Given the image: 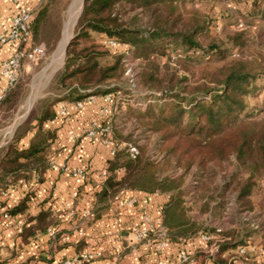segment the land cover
<instances>
[{
  "label": "trees",
  "instance_id": "obj_1",
  "mask_svg": "<svg viewBox=\"0 0 264 264\" xmlns=\"http://www.w3.org/2000/svg\"><path fill=\"white\" fill-rule=\"evenodd\" d=\"M70 1H40L29 22L30 41L23 46L25 50L42 44L46 54L55 48L63 26L62 13ZM180 1L83 0L65 47L63 64L53 77L59 93L38 99L12 138L0 147V193H7L10 186L19 184V179L25 182L46 168L45 153L54 134L45 129L44 123L59 115L56 104L60 101L75 102L88 93H112L114 99L109 105L113 109L116 103L113 110L129 106L123 95L125 89L120 85L125 73L122 54L98 42L97 35H104L117 42V46L134 48L141 59L133 81L155 93L135 116L141 121L143 132L158 135L160 156L152 159L147 143L137 145L139 152L135 158L124 150L111 154L106 161L107 176L94 193L92 217H100L109 202L125 189L167 193L162 222L168 230V238L175 240L198 232L207 233L211 236L207 249L212 244L218 246L211 254L207 251L213 264H232L221 254L228 247L243 245L241 236L247 234V228H239L236 234L237 228L230 226L218 232L211 223L191 218L185 198L190 196L193 202H199L200 212L219 216L227 208L223 189L228 187V190H236L239 211L257 209L258 203L251 196L256 165L250 162L255 157L264 166V116L246 121L240 115L247 108L248 96L257 89V80L264 78V58L262 55L260 60L243 56L226 58L225 50L211 38L205 16L197 10L184 11ZM256 3L257 0H253L251 13L258 17ZM261 18L264 22V15ZM245 35L246 31H238L230 38L240 52L247 42ZM179 50L183 56L177 58V63L186 73L180 75L176 69L160 73L156 58H170L171 52ZM196 52L200 55L194 56ZM22 91V83L18 81L4 95L1 105L13 108ZM117 97L119 100L115 102ZM108 121L113 140L122 141L116 137L110 117L100 118L101 124ZM33 130L28 146L20 147V141ZM231 154L249 169V174L241 181L232 179L225 182V186L212 188V174L216 168L223 169ZM209 166L211 169L206 173ZM172 167H179L181 173L167 174L165 171ZM193 167L203 172L196 177L200 180L193 190H188L184 186L185 175ZM119 168L123 169L120 174L117 173ZM27 199L28 195L5 211L9 215L23 213ZM27 223L20 231L23 240L50 229L56 221L48 210H42L28 216ZM55 233L56 239H60L61 232L56 229ZM213 235L217 238L212 239Z\"/></svg>",
  "mask_w": 264,
  "mask_h": 264
},
{
  "label": "crops",
  "instance_id": "obj_2",
  "mask_svg": "<svg viewBox=\"0 0 264 264\" xmlns=\"http://www.w3.org/2000/svg\"><path fill=\"white\" fill-rule=\"evenodd\" d=\"M40 1L21 0L33 10ZM16 10L17 4L13 0H0V31L9 29ZM66 31L63 19L60 39L53 50ZM17 48V42L1 46V58L10 56ZM6 86L7 79L0 76V92ZM62 105L66 106L67 116L58 115L44 123L45 129L54 134L45 153L46 168L41 174H34L27 181L11 187L0 198V203H4L1 212L6 207L17 205L26 195L29 196L23 213L9 215L0 223V264H59L65 258L80 256L94 249L101 250L102 256L87 264H213L212 258L207 255L208 242L202 239L200 232L191 237L169 239L162 251H155L133 240L131 229L142 224L145 213L157 217L158 206L162 207L167 201V193L125 189L109 202L100 217H92L94 193L102 182L99 175L111 157V146L103 143L101 136L88 139L84 130L92 119L99 116L100 108L109 106V103L100 94L93 101L84 102L81 108H77L75 102L60 101L56 104V110L59 111ZM15 106L6 109L0 103V120L10 115ZM113 114L110 116L111 121ZM22 121L14 124L7 141ZM33 134L34 130L30 131L20 141V147L28 146ZM76 169H82L83 175H74ZM121 172L117 171L118 174ZM185 199L191 218L220 226L223 230L229 226L236 227L235 234L239 228H247V234L241 236L243 245L223 250L221 256L227 257L228 262L264 264V224L261 223L262 215L258 218L260 224L257 223V209L239 211L238 208V212L222 210L219 216L212 217L208 212L198 211L196 214L191 210V198ZM42 210H48L56 223L50 229L23 240L20 231L23 225H28L27 217L35 216ZM84 210H88L90 215L85 216ZM56 229L61 232L60 239L55 237ZM216 238L212 236V239ZM241 247L245 249L244 255L239 252ZM182 253L189 254V263L181 260Z\"/></svg>",
  "mask_w": 264,
  "mask_h": 264
},
{
  "label": "rangeland",
  "instance_id": "obj_3",
  "mask_svg": "<svg viewBox=\"0 0 264 264\" xmlns=\"http://www.w3.org/2000/svg\"><path fill=\"white\" fill-rule=\"evenodd\" d=\"M184 11L197 10L205 16L208 31L212 39H216L217 43L225 50L226 58H234L237 56L257 58L260 60V55L264 58V22L262 15H264V0H257L256 13L252 15V7L254 6L253 0H182L180 1ZM83 0H71L66 9L64 10V21L66 25V33L60 40L57 48L43 56L42 60L36 62H26L23 76L20 80L23 86V93L20 100L17 102L15 109L7 117H2L0 120V144H4L10 137L11 130L15 123L24 119L27 111L33 104L40 98L48 94H57L59 91L53 83V77L56 71L62 66L65 55V45L70 40L74 25L80 14ZM76 19V20H75ZM246 31L247 42L240 52L239 48L230 40L234 32ZM67 34V36H66ZM98 42L105 44L111 51L119 52L122 54V62L125 67V73L122 76L120 85L125 89L123 92L127 100L128 107L121 110H113L112 125L117 131V138L126 141L136 146H142L147 143L149 154L152 159L160 156L158 149V135L149 131L143 132L141 121L135 116L139 112V108L150 99L153 92L144 87L140 82L133 81L136 73L140 69L141 59L136 55L134 48L128 45L109 46L108 38L106 36L97 35ZM170 52V51H169ZM192 53L193 50H189ZM171 57L158 56L156 63L159 67V72L164 74L173 69L177 70L178 74H184L186 71L177 63V58L183 56L182 52H171ZM200 53L196 52L194 56H199ZM262 63V62H261ZM264 64V61H263ZM129 70V73L127 72ZM133 77H131V75ZM133 81V82H132ZM130 108V109H129ZM134 111V112H132ZM27 116V115H26ZM264 116V78L257 80V89L247 98V108L240 117L246 121L258 120ZM251 165H256L253 169L255 175V187L251 196L258 204L256 206L259 211L256 219L261 217L264 224V166L260 165L255 157L250 162ZM210 166L206 173H209ZM249 169L238 162L234 154L229 155L228 160L225 162L223 169H215L211 182L212 188L215 186H225V182L232 179L241 181L249 174ZM179 167H172L165 171L170 175H178L181 173ZM196 174H195V173ZM203 170H198L193 167L190 172L186 173L184 186L188 190H193L195 184L199 182V177ZM206 175V174H205ZM206 177V176H205ZM201 178V177H200ZM231 185L233 182L230 183ZM224 202L226 203V210L237 211L240 202L236 199V190H228L225 187ZM220 189V191H223ZM190 196H188L189 198ZM192 201L191 210L198 214L199 202ZM260 205H263L262 208ZM262 209V210H260ZM190 210V208H189ZM238 212V211H237ZM260 224V221L258 222Z\"/></svg>",
  "mask_w": 264,
  "mask_h": 264
},
{
  "label": "built area",
  "instance_id": "obj_4",
  "mask_svg": "<svg viewBox=\"0 0 264 264\" xmlns=\"http://www.w3.org/2000/svg\"><path fill=\"white\" fill-rule=\"evenodd\" d=\"M17 4V10L12 17L11 25L6 32L0 31V48L4 45H10L14 42H17L18 48L6 58H1L0 53V76L7 79V86L0 92V102L2 101L4 95L14 87L18 81L21 80L23 76V71L25 68L26 62H36L41 60L45 54V49L42 44L34 46L31 50L27 51L23 48L24 45L28 44L30 41L29 34V22L33 14V9L24 5L21 0H13ZM108 44L112 47L117 46V42L109 39ZM129 73V70H127ZM134 74L131 75L133 77ZM97 95L88 93L84 98L75 101V106L81 108L84 102L93 101ZM101 97L108 103L114 99V94L105 93L101 94ZM119 98L117 97L115 102ZM116 104V103H115ZM114 104L113 109L116 105ZM111 105L103 106L99 110V116L92 119L88 127L84 130V135L90 140H93L97 137L102 138V142L110 144L111 154L116 150H124L132 158H135L138 155V147L135 144L126 142V141H114L112 137V132L110 128L109 121L105 124H101L100 118L110 117L113 111ZM59 115L62 117L67 116V109L65 105H62L59 109ZM109 120V119H108ZM122 171V168L118 169ZM84 171L82 169L74 170L73 174L76 176H82ZM107 176V171L104 169L100 172L99 177L103 181ZM21 179L18 180V183H22ZM12 186H10L11 188ZM9 188V189H10ZM6 194L1 192L0 198ZM2 205L0 203V210ZM159 215L157 217H152L150 214L145 213L142 216V224L140 226H134L131 229V235L133 240L136 242H141L145 247L152 248L155 251H162L166 248V244L169 240L168 230L163 225L162 222V207L158 206ZM85 216H89L90 212L84 210ZM9 214L4 210L0 212V223L3 219H7ZM220 226H216V231H221ZM79 235H82L81 231H78ZM202 239L209 241L211 236L207 233L200 232ZM218 248L217 245L212 244L209 247V253H213ZM239 252L244 254L245 249L243 247L239 248ZM102 256L101 250H91L82 253L80 256H72L69 258L63 259L59 264H87L93 259L99 258ZM181 260L184 262H190L191 258L187 253L181 254Z\"/></svg>",
  "mask_w": 264,
  "mask_h": 264
},
{
  "label": "water",
  "instance_id": "obj_5",
  "mask_svg": "<svg viewBox=\"0 0 264 264\" xmlns=\"http://www.w3.org/2000/svg\"><path fill=\"white\" fill-rule=\"evenodd\" d=\"M81 9H82V6H81ZM81 9H80V10H81ZM67 43H68V41L66 42V44H67Z\"/></svg>",
  "mask_w": 264,
  "mask_h": 264
},
{
  "label": "bare ground",
  "instance_id": "obj_6",
  "mask_svg": "<svg viewBox=\"0 0 264 264\" xmlns=\"http://www.w3.org/2000/svg\"><path fill=\"white\" fill-rule=\"evenodd\" d=\"M76 20V19H75Z\"/></svg>",
  "mask_w": 264,
  "mask_h": 264
}]
</instances>
